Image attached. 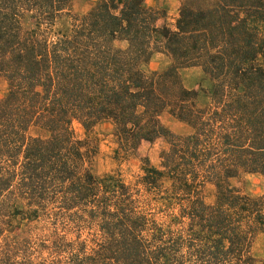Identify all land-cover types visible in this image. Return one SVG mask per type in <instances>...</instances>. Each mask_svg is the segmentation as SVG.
Returning <instances> with one entry per match:
<instances>
[{"label": "trees", "instance_id": "16d2710c", "mask_svg": "<svg viewBox=\"0 0 264 264\" xmlns=\"http://www.w3.org/2000/svg\"><path fill=\"white\" fill-rule=\"evenodd\" d=\"M163 16L146 0L79 16L72 0H0V264L256 263L264 194L230 181L264 176V0H181L172 28ZM154 52L171 64L146 72ZM188 67L210 79L207 102L184 86ZM165 112L190 132L173 133ZM103 122L124 152L168 144L143 193L93 174Z\"/></svg>", "mask_w": 264, "mask_h": 264}, {"label": "rangeland", "instance_id": "374dc122", "mask_svg": "<svg viewBox=\"0 0 264 264\" xmlns=\"http://www.w3.org/2000/svg\"><path fill=\"white\" fill-rule=\"evenodd\" d=\"M98 0H72V13L83 15L89 11ZM147 5L158 9L164 13V16L157 22L158 26L166 25L173 27L178 14L181 0H146ZM264 31V27H263ZM123 46L122 43H117ZM171 61L168 56L161 52H154L149 60L142 66L146 72L161 71L169 67ZM183 84L188 89L199 92V103L207 102L204 92L210 88L211 81L200 67H188L179 70ZM6 92V82L0 77V98ZM161 122L177 135H186L190 129L179 122L167 112L160 117ZM75 132L82 137V130L76 124ZM29 135L45 138L47 133L38 128H31ZM92 137L97 144V152L94 156L91 170L97 177L105 175H114L119 177L126 185L136 187L143 193L142 186L138 183L143 175V169L154 167L161 169L160 154L167 150L168 144L162 138L152 142L143 140L136 141L126 152L120 150L117 138L114 135L113 126L110 123L103 122L93 129ZM168 186V181L164 183ZM230 185L235 191H239L249 196H260L264 194V176L257 173H242L239 177L230 181ZM215 189L207 184L203 190V196L207 203L214 200ZM153 205H158L154 200ZM163 209V206H160ZM251 254L255 259V264H264V235L258 234L253 239L251 245Z\"/></svg>", "mask_w": 264, "mask_h": 264}]
</instances>
